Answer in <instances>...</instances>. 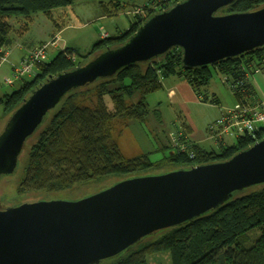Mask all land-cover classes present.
<instances>
[{
  "label": "water",
  "instance_id": "1",
  "mask_svg": "<svg viewBox=\"0 0 264 264\" xmlns=\"http://www.w3.org/2000/svg\"><path fill=\"white\" fill-rule=\"evenodd\" d=\"M235 0H184L156 13L121 46L39 85L0 133V180L15 173L27 142L76 89L114 77L173 48L187 68L215 67L264 47V6L219 15ZM264 184V137L229 160L121 180L77 201L0 204V264H102L147 237L218 209Z\"/></svg>",
  "mask_w": 264,
  "mask_h": 264
},
{
  "label": "trees",
  "instance_id": "2",
  "mask_svg": "<svg viewBox=\"0 0 264 264\" xmlns=\"http://www.w3.org/2000/svg\"><path fill=\"white\" fill-rule=\"evenodd\" d=\"M182 1L150 0V5L144 7L145 12L131 17L130 27L120 36H107L97 41L88 53H78L74 59L60 52L53 60L44 62L35 76L22 79L18 90L0 98L5 116H10L48 79L82 66L108 48L123 45L153 15ZM73 3L74 0H0V51L12 46L13 32L22 34L29 30L35 14L42 12L51 17L54 10ZM263 6L264 0H235L218 14L250 12ZM101 7L105 12L114 9L113 14L122 8L119 3ZM14 17L24 18L25 26L16 30L10 23ZM182 59V50L173 48L150 62L127 66L114 77L99 79L68 93L46 116L11 175L17 184V197H25L23 202H27L32 195H56L77 185L223 162L260 141L264 129L256 133L255 139L240 137L235 144L220 151L192 144L194 157L175 149L174 145L166 146L168 155L156 162L148 153L134 158L123 154L113 133L114 121L145 122L150 115L147 99L163 88V79L183 77L203 98L206 96L200 94V88L208 86L216 71L227 76L232 91L240 98L242 88L255 91L246 74H254L257 68L264 71V47L225 59L215 67L191 69L183 66ZM167 168L170 169L165 171ZM164 254L170 255L172 264H264V184L235 193L218 209L149 236L132 250L102 264H152V256Z\"/></svg>",
  "mask_w": 264,
  "mask_h": 264
},
{
  "label": "rangeland",
  "instance_id": "3",
  "mask_svg": "<svg viewBox=\"0 0 264 264\" xmlns=\"http://www.w3.org/2000/svg\"><path fill=\"white\" fill-rule=\"evenodd\" d=\"M117 2L122 6L117 15H113L106 19H97L99 16H102V4L111 5ZM144 5H150L149 0H74L72 6L54 10L51 15L52 18L42 12L35 14L32 22L29 24V30L27 32L21 34L19 31H15V33H12V36L21 35L20 38L18 37L19 41L31 46L40 39L47 38L50 31L55 28V23L58 25H69L71 27L63 33L64 40L67 42L70 38L73 39L71 45L78 48L80 54H86L96 41L101 38L100 36L104 35L106 32L111 34L109 36H120L130 27L133 21V16H127L126 13ZM65 12L68 15L64 16L63 14H65ZM10 23L15 26L16 30L25 26L24 18L20 17L10 19ZM106 37L105 35L104 38ZM64 40L62 39L61 47L66 43ZM53 51V48L49 50L47 61H51L57 56L56 53L58 50H56V52ZM5 52H8L7 48ZM64 52L69 59L72 58L70 56L71 54L67 51ZM18 61H20V59H18ZM2 67L3 68L0 70V98L6 94L13 93L21 87V82L15 83V81H13L12 84L7 83V79L13 78V72L12 69L10 72L8 63L4 64ZM25 78L29 77L26 76ZM208 85V87L200 88V94H203L209 98V100L213 98L212 90H216L218 92L217 94H221L222 97H225L227 89H230L228 82H225L223 76L216 71ZM206 97L201 98L204 99ZM176 99L177 98L169 100L167 98V89L163 86L160 91L149 95L147 102L150 115L145 122L114 121L115 127L113 133L115 140L126 157L132 158L148 153L152 161L156 162L162 160L169 153V149L166 148V146L167 140L170 137V132L181 126L180 120L185 119V117L189 118L198 130L197 136H200L202 132L204 133L205 126L214 119L219 112L218 108H216V103H212L211 101L208 103L200 102V104H192L186 106L188 109H183L184 107L180 105L172 104ZM8 118L9 116L7 117L4 114V106H0V133L8 122ZM234 138L236 139V135H232L229 142H235ZM33 141V138L29 139L27 146ZM169 169L170 168H167L165 171ZM151 174H155V172L149 171L143 175ZM118 180H121V178H113V180L104 183L95 182L88 185H77L73 189L61 191L56 195L48 194L47 197L43 195H32L28 197L29 199L27 202L41 200L77 201L107 189L118 182ZM16 186L15 178L11 175L5 176L0 180V204L2 207L6 208L23 203L25 197L22 199L17 197ZM243 192H246V190ZM250 235H255V232ZM150 260L152 264H172L169 254L152 256Z\"/></svg>",
  "mask_w": 264,
  "mask_h": 264
},
{
  "label": "crops",
  "instance_id": "4",
  "mask_svg": "<svg viewBox=\"0 0 264 264\" xmlns=\"http://www.w3.org/2000/svg\"><path fill=\"white\" fill-rule=\"evenodd\" d=\"M116 4H118V2ZM120 7H122L121 4H120ZM102 12H103L102 16H99L97 19H106L108 17H112L113 15L118 14V13L113 14L114 9H111L108 12L107 11L106 12L102 11ZM63 15L66 16L68 14L65 12V14H63ZM70 27L71 26H69V25L68 26H66L64 24L58 25L55 23V28L50 31L47 38H42L37 43H34L31 46H29L25 43H21L19 41L18 37L20 38L21 35L13 37L11 34V38H13V44H12V46H9V48H7L8 52H7V62H6L9 64L10 72H11V69L13 68V66L15 64H17L18 62H20V61H18V59H20V60L23 59L32 48H34L40 44H43V43H48V42L53 41V40H55L56 43H55V45L50 46L49 50L52 48L54 50L53 52H56V50H58L56 55H58L60 52L67 51L69 54H71L70 56L73 59L76 58L77 54L79 53V50H78V48H75L71 45L73 43V39L70 38V40L66 42V40H64V38H63V33L66 30H68ZM13 33H15V32H13ZM105 35L109 36L111 34L109 32H106L104 35L100 36L101 37L100 39L99 38L98 39L99 40L103 39ZM56 39H58V40H56ZM62 39L67 44L65 43L61 47ZM99 40H97V41H99ZM12 55L14 58L12 57ZM6 63H4V64H6ZM2 68L3 67H1V69ZM222 76H223V80L225 82H227V80H228L227 76H225V75H222ZM7 80H9V79H7ZM248 80L252 84V87L254 88L255 93L258 95V97L260 99L264 100V71H262L260 73L255 72L254 74H250ZM21 81L17 80V81H15V83L21 82ZM162 83H163L164 88L167 89V98L169 100L177 98L175 102L171 101L172 104L180 105V106L184 107L183 109H185V108H187L186 106H189L192 104H200V102L208 103L209 101H211L212 103H216V108H218V110H219V112L217 113V116L214 119H212L205 126V131H204V133L202 132V135H200V136H197L198 130L195 128L194 123L191 120H189V118L185 117V119L180 120L179 122H181V126L179 128H177L176 130L170 132V137L167 140V146L173 145V143H172L174 141L173 139L175 138L176 134L180 133V132L184 135V138H186L191 144L199 145V146H201L207 150L220 151L223 148H226V147L236 143V140L238 138L237 139L234 138L235 142H231V141L229 142L232 135L216 137L215 135H213L210 132V130L208 128L209 126H211V123H214L218 118H220L222 116V113L224 110L231 109L233 107V105H235L237 102H239V98L234 94L231 87L229 90L227 89L225 97H222L221 94H217L218 92L216 90H212V94H213L212 100H209V98H207V97H206V99L203 100L201 98V96L198 95V93L194 90V88L183 77L170 76L168 78L163 79ZM20 84L22 86L23 83L21 82ZM189 131H190V133H189ZM132 158H134V157H132Z\"/></svg>",
  "mask_w": 264,
  "mask_h": 264
},
{
  "label": "built area",
  "instance_id": "5",
  "mask_svg": "<svg viewBox=\"0 0 264 264\" xmlns=\"http://www.w3.org/2000/svg\"><path fill=\"white\" fill-rule=\"evenodd\" d=\"M145 6L147 5L135 8L126 14L131 16L142 15L145 12ZM55 43L56 41L53 40L32 48L17 65L13 66V78L7 80V83L12 84L13 81L22 80L26 76H35L39 66L47 61L50 46L55 45ZM6 62L7 53L1 50L0 69ZM255 72L260 73L262 70L257 68ZM249 75L246 74L247 78H249ZM239 93L241 95L239 102L231 109L224 110L222 116L209 127L210 132L216 137L236 135V139L244 136L255 139L257 137L256 133L264 129V100L260 99L255 91L247 88H242ZM173 140L175 149L185 151L191 157H194L190 149L192 144L184 138L181 132L177 133Z\"/></svg>",
  "mask_w": 264,
  "mask_h": 264
}]
</instances>
